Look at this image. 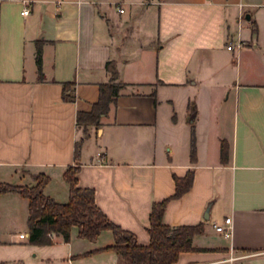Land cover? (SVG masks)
Wrapping results in <instances>:
<instances>
[{
    "label": "crops",
    "instance_id": "crops-1",
    "mask_svg": "<svg viewBox=\"0 0 264 264\" xmlns=\"http://www.w3.org/2000/svg\"><path fill=\"white\" fill-rule=\"evenodd\" d=\"M108 61L124 86L97 125H79L111 79ZM76 163L77 185L140 245L152 203L191 171L162 221L203 233L174 264H230L231 249L247 255L239 264H264V0H0V179L33 185L44 173L45 194L66 202L63 173ZM9 197L28 216V200ZM227 216L229 237L214 228ZM17 234L0 236V264H128L103 250L115 242L107 229L89 241L72 226L49 245Z\"/></svg>",
    "mask_w": 264,
    "mask_h": 264
},
{
    "label": "trees",
    "instance_id": "trees-1",
    "mask_svg": "<svg viewBox=\"0 0 264 264\" xmlns=\"http://www.w3.org/2000/svg\"><path fill=\"white\" fill-rule=\"evenodd\" d=\"M36 66L39 78H42L41 45L37 43ZM111 74L108 82L99 85V97L88 112L77 113L79 125H97L101 117L107 115L110 104L115 103L124 83L117 82V70L112 62H106ZM74 81L63 83V99L72 101ZM68 88V90H67ZM67 90V92H66ZM80 141L75 144V160L78 158ZM228 145L222 140L220 145L221 161H226ZM191 160L195 159L194 144L191 145ZM77 163L68 166L63 179L69 185V197L66 202H57L44 192L49 177L44 173L33 175V185L11 184L0 180V193L16 192L28 200V243L49 245L53 243L51 234H61L64 241L70 239L72 226L78 229L80 238L94 241L102 230H110L114 236V244L103 250L118 253L128 264H174L180 252L199 250L192 245L193 237L203 233L202 223L194 226L171 227L163 223L162 216L165 205L170 198L183 194L192 184L193 173L187 172L183 177L174 176L175 192L169 198L153 202L149 213V243L140 245L135 235L113 223L96 205L95 191L77 185Z\"/></svg>",
    "mask_w": 264,
    "mask_h": 264
},
{
    "label": "rangeland",
    "instance_id": "rangeland-1",
    "mask_svg": "<svg viewBox=\"0 0 264 264\" xmlns=\"http://www.w3.org/2000/svg\"><path fill=\"white\" fill-rule=\"evenodd\" d=\"M1 180V179H0ZM3 182L11 183L10 181L1 180ZM13 184V183H11ZM16 194L18 198H23L16 192H2L0 193V236L2 234L9 235L13 231H17V236L22 238L26 235V229L28 228L26 216V207L24 208V214L21 209V205L16 204L15 208L11 206L10 195ZM25 198V197H24ZM5 246V245H3ZM0 250V256L5 257L4 247Z\"/></svg>",
    "mask_w": 264,
    "mask_h": 264
},
{
    "label": "built area",
    "instance_id": "built-area-1",
    "mask_svg": "<svg viewBox=\"0 0 264 264\" xmlns=\"http://www.w3.org/2000/svg\"><path fill=\"white\" fill-rule=\"evenodd\" d=\"M61 3V0H57V4H60ZM241 6V5H240ZM119 11H122L121 8H119ZM28 13V8H24L22 11H21V14H27ZM234 45V42H231L227 48L228 49H231L232 46ZM214 228L217 232L221 233L222 235H224L225 237H229L231 235V231H232V224H231V218L230 217H225L223 223L221 224H214ZM49 235L52 236L51 233H49ZM247 255H238V254H235L234 250L231 249L230 252H229V255H228V258L227 260L229 261L230 264H239L237 263L236 261L240 258H243Z\"/></svg>",
    "mask_w": 264,
    "mask_h": 264
},
{
    "label": "water",
    "instance_id": "water-1",
    "mask_svg": "<svg viewBox=\"0 0 264 264\" xmlns=\"http://www.w3.org/2000/svg\"><path fill=\"white\" fill-rule=\"evenodd\" d=\"M246 19L249 20V14L246 15ZM204 217L205 218L208 217V210H206Z\"/></svg>",
    "mask_w": 264,
    "mask_h": 264
}]
</instances>
